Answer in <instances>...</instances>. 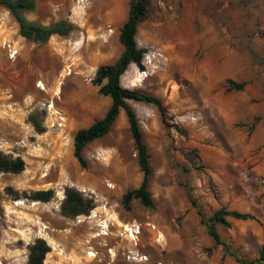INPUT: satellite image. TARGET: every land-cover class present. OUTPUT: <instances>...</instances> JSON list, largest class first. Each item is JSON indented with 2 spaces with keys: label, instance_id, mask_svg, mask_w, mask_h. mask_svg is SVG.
<instances>
[{
  "label": "rangeland",
  "instance_id": "rangeland-1",
  "mask_svg": "<svg viewBox=\"0 0 264 264\" xmlns=\"http://www.w3.org/2000/svg\"><path fill=\"white\" fill-rule=\"evenodd\" d=\"M126 9L127 0H34L27 19H62L70 27L36 43L18 34L0 6L3 30L18 47L14 58L0 47V149L24 160L21 172H0V264H24L26 245L37 237L49 246L42 264H240L207 234L181 183L205 215L224 208L253 216L216 225L242 260L256 259L264 246V0L149 1L137 36L149 37L145 50L156 47L165 59L141 82L130 64L120 83L158 96L183 131L164 127L152 104L127 100L148 152L152 208L136 199L127 209L120 204L141 179L122 110L106 134L83 147L84 167L72 156L75 130L108 106L91 78L120 53ZM226 78L244 87L226 91ZM48 104L65 116L61 129L51 125ZM29 113L42 132L27 121ZM5 186L18 193L51 188L54 195L47 202L14 199ZM64 186L93 198L88 214L59 213ZM102 222L107 234L96 235ZM132 223L139 224L136 236L124 229Z\"/></svg>",
  "mask_w": 264,
  "mask_h": 264
},
{
  "label": "trees",
  "instance_id": "trees-1",
  "mask_svg": "<svg viewBox=\"0 0 264 264\" xmlns=\"http://www.w3.org/2000/svg\"><path fill=\"white\" fill-rule=\"evenodd\" d=\"M149 1L150 0H127L126 16L117 34V41L122 46V50L114 61L99 64L95 68L94 75L91 78V83L98 87V92L102 95L109 96V105L99 118L85 127L76 129L72 136V156L81 167H84L85 160L81 154L83 147L90 141L106 134L120 109L123 111L135 150L136 162L141 171V179L138 185L125 191L121 196L120 204L124 209H127L131 199H136L140 205L145 207L152 208L154 206L151 194L147 189L150 172L147 148L142 140V132L135 112L129 106L127 100L152 104L156 108L160 122L164 127L172 128L178 133L183 132L178 123L170 121L171 116L167 114L166 108L159 97L139 91L135 88L123 86L120 83V76L125 72L128 64L133 63L138 68H142L141 58L145 48L136 46L134 35L137 24L143 19L147 12ZM0 6L6 9L15 21L18 34L28 41L45 43L53 34L64 36L69 32V24L62 19L52 21L48 24H41L27 19L24 12L33 9L34 0H0ZM244 84V81H235L226 78L224 80V89L226 91H239L242 90ZM259 119L258 116H255L249 124H247L248 129H252ZM27 121L37 133L44 130L41 123L36 120L35 114L29 113L27 115ZM184 155L188 157V154ZM188 159H190L189 162L192 165H195V162L191 158L188 157ZM23 169L24 160L19 155L14 156L0 149L1 173L16 174ZM181 169L187 171V168L184 166H182ZM180 185L183 187L186 199L190 205L195 208L199 222L205 225L207 234L212 238L215 244L222 247L224 253L233 256L240 264H251L253 261L264 260V246L258 250L256 259L244 261L230 250L229 244L221 240L216 230L217 224L226 228L230 226L228 217L234 219H251L253 218L251 214L218 208L211 214L205 215L201 206L196 202V199L191 196L190 187L186 183H181ZM4 190L6 193H12L14 199L24 197L31 201L40 202H47L54 195L51 188L31 190L27 193H18L10 186H5ZM62 194L63 197L59 202V213L64 217L74 218L78 215H86L94 207L92 197L84 195L81 191L72 186H64ZM26 249L27 253L24 264H42L44 256L49 250V246L44 239L37 237L26 245Z\"/></svg>",
  "mask_w": 264,
  "mask_h": 264
},
{
  "label": "built area",
  "instance_id": "built-area-1",
  "mask_svg": "<svg viewBox=\"0 0 264 264\" xmlns=\"http://www.w3.org/2000/svg\"><path fill=\"white\" fill-rule=\"evenodd\" d=\"M4 24L5 22L2 16H0V47L5 50L8 58H14L15 55L17 54L18 47L15 44L14 40L8 36L7 32L3 30ZM163 59H165V57L158 48L155 47L145 50L142 53V58H141L142 68H138L133 64L134 72L136 74L135 79L137 81H141L145 77L149 76L152 72H154L156 69L159 68L161 63L160 61ZM47 112L51 114L53 119L51 125H53L54 123L57 128L61 129L65 123V116L56 108L51 107L50 104L47 105ZM106 186H111V183L106 182ZM131 228L133 231H139V224L132 223ZM101 229L105 231L104 228L100 227L99 230H97V232L101 231ZM138 259H141V257ZM157 264H161V263L158 262Z\"/></svg>",
  "mask_w": 264,
  "mask_h": 264
},
{
  "label": "crops",
  "instance_id": "crops-1",
  "mask_svg": "<svg viewBox=\"0 0 264 264\" xmlns=\"http://www.w3.org/2000/svg\"><path fill=\"white\" fill-rule=\"evenodd\" d=\"M125 16H126V13L124 14V16L122 15V18H121V20H120V22L118 23V27H120V25L122 24V22H123V20L125 19ZM139 24V23H138ZM138 24H137V27H136V32H135V35H134V39H135V43H136V46H138V47H146L147 45H149V44H153V42H152V40L149 38V37H145V38H143V39H141V38H139L138 36H137V29H138ZM119 29V28H118ZM118 34V33H117ZM120 46V51L122 50V46L121 45H119ZM130 64H132L133 65V63H130ZM130 64H128L127 65V67H126V69L125 70H127V68L129 67V65ZM134 71V67H133V69L131 68V71L130 72H133ZM121 77V76H120ZM121 79V78H120ZM141 81H143V79L141 80ZM140 81V82H141ZM142 92H144V91H142ZM145 93H147V92H145ZM149 94H151V93H149ZM152 95H154V94H152ZM105 96H107V95H105ZM156 96V95H155ZM108 98H107V103H108V105H109V102H110V98H109V96H107ZM158 97V96H157ZM106 110V109H105ZM121 110V109H120Z\"/></svg>",
  "mask_w": 264,
  "mask_h": 264
},
{
  "label": "bare ground",
  "instance_id": "bare-ground-1",
  "mask_svg": "<svg viewBox=\"0 0 264 264\" xmlns=\"http://www.w3.org/2000/svg\"><path fill=\"white\" fill-rule=\"evenodd\" d=\"M96 183V182H95ZM108 224L106 222H102L100 227L101 228H108L107 226ZM120 225V224H119ZM124 229L128 231L129 233V236H136L135 234L139 233V231H133L132 228H131V224H130V227L128 225H124ZM100 233H103V234H107L106 231H103V229L101 231L98 232V234L96 233V235H100ZM109 252L113 255V256H116V253H114L112 250H109ZM89 255H94V253H88Z\"/></svg>",
  "mask_w": 264,
  "mask_h": 264
}]
</instances>
